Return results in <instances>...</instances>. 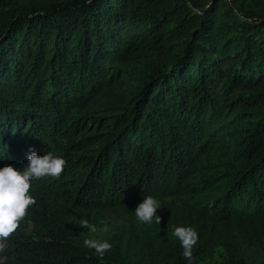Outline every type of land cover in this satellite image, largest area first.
<instances>
[{"label": "trees", "instance_id": "trees-1", "mask_svg": "<svg viewBox=\"0 0 264 264\" xmlns=\"http://www.w3.org/2000/svg\"><path fill=\"white\" fill-rule=\"evenodd\" d=\"M32 150L66 164L31 181L6 264H194L215 233L264 264V0H0V167Z\"/></svg>", "mask_w": 264, "mask_h": 264}, {"label": "clouds", "instance_id": "clouds-1", "mask_svg": "<svg viewBox=\"0 0 264 264\" xmlns=\"http://www.w3.org/2000/svg\"><path fill=\"white\" fill-rule=\"evenodd\" d=\"M65 164L63 156L53 151L41 155L32 150L27 154V162L23 166L5 164L0 167V237H8L13 233L26 215L28 207L35 203L29 191L31 181L45 176L58 177ZM160 207L161 203L156 196L145 195L134 212L142 223L151 224L155 221L160 224L161 216L156 214ZM101 223L104 226L99 231L107 232V224L103 221ZM81 224L88 225L92 232L98 231L95 226L89 225L87 220H83ZM172 235L179 239L183 257L191 260L193 246L198 240L197 231L191 226L179 225L173 229ZM83 243L100 256L112 247L109 240L102 238H86Z\"/></svg>", "mask_w": 264, "mask_h": 264}, {"label": "rangeland", "instance_id": "rangeland-1", "mask_svg": "<svg viewBox=\"0 0 264 264\" xmlns=\"http://www.w3.org/2000/svg\"><path fill=\"white\" fill-rule=\"evenodd\" d=\"M249 8L253 9L252 12L256 11L258 7V2H250L247 4ZM222 234L215 233L212 236V240L208 250L204 255L197 258L194 264H235L226 248L223 246L221 242ZM8 237H0V264H6L7 261L5 256L7 254V249L11 248V244L9 245Z\"/></svg>", "mask_w": 264, "mask_h": 264}]
</instances>
